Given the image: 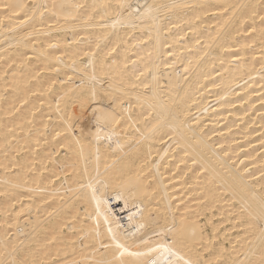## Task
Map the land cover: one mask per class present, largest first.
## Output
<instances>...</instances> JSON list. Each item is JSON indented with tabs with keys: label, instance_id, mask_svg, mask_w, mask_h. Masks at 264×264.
<instances>
[{
	"label": "bare ground",
	"instance_id": "1",
	"mask_svg": "<svg viewBox=\"0 0 264 264\" xmlns=\"http://www.w3.org/2000/svg\"><path fill=\"white\" fill-rule=\"evenodd\" d=\"M154 260L264 264V0H0V264Z\"/></svg>",
	"mask_w": 264,
	"mask_h": 264
},
{
	"label": "snow or ice",
	"instance_id": "2",
	"mask_svg": "<svg viewBox=\"0 0 264 264\" xmlns=\"http://www.w3.org/2000/svg\"><path fill=\"white\" fill-rule=\"evenodd\" d=\"M118 247H119V245H118ZM164 251H165V252H168L170 255H173V256L176 255V253L171 252V250L168 249L167 247L164 248ZM152 264H157V262L154 260V261H152ZM169 264H171V262H169ZM185 264H188V262H185Z\"/></svg>",
	"mask_w": 264,
	"mask_h": 264
}]
</instances>
